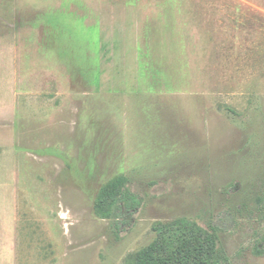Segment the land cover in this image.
I'll use <instances>...</instances> for the list:
<instances>
[{"label":"rangeland","instance_id":"rangeland-1","mask_svg":"<svg viewBox=\"0 0 264 264\" xmlns=\"http://www.w3.org/2000/svg\"><path fill=\"white\" fill-rule=\"evenodd\" d=\"M69 3L36 22L74 75L101 43L91 92L29 77L33 18L0 0V264H132L178 219L264 264V0ZM120 175L142 203L115 224L94 203Z\"/></svg>","mask_w":264,"mask_h":264},{"label":"trees","instance_id":"trees-1","mask_svg":"<svg viewBox=\"0 0 264 264\" xmlns=\"http://www.w3.org/2000/svg\"><path fill=\"white\" fill-rule=\"evenodd\" d=\"M128 184V177L120 175L101 187L94 203L97 217L118 224L139 210L142 200ZM154 230L156 238L134 255L132 264H231L217 234L195 222L178 219L158 223Z\"/></svg>","mask_w":264,"mask_h":264},{"label":"crops","instance_id":"crops-1","mask_svg":"<svg viewBox=\"0 0 264 264\" xmlns=\"http://www.w3.org/2000/svg\"><path fill=\"white\" fill-rule=\"evenodd\" d=\"M32 0H14L15 2V16L20 17H30L33 18V47H30V51L33 54V61L31 60V68L29 77H33V79H40L47 82H54L57 85L58 92H62V89L64 88V83L67 77L66 82H69L72 84V82L77 81L79 83V86L83 87L84 92L86 89H90L88 92H91L96 89V83H101L103 77H102V69H101V63L103 62L102 59V46L101 43L99 44V51L96 55L95 49L93 51L89 52V58L92 59L94 63L96 61L98 62V72L95 73V69H93L92 74L90 73V69L87 70L86 67H79V71L76 75L65 65L58 57H55V55L49 54V37L46 35L47 31L42 24H45L43 22L37 23L36 20L38 17H42L51 10L60 9L64 3L65 0H33V2L36 4V2H44L47 3V5L42 9H33L30 11L29 9H26L22 6V9L18 6V3L22 2H29ZM116 1V0H115ZM85 0H70L68 9H70L71 4L76 3L78 8L81 6L83 9ZM81 4V5H80ZM20 8V9H19ZM23 11L25 14H23ZM19 13V14H18ZM78 17L82 18L85 17L88 19V15H77ZM99 18V17H98ZM100 19V20H99ZM95 21L94 24H98L99 26V36L102 35V21L101 18H99ZM116 30H113V34L115 35ZM97 57V58H96ZM112 61V60H111ZM112 74V71H111ZM94 83V86L90 85V83ZM70 86V85H69Z\"/></svg>","mask_w":264,"mask_h":264}]
</instances>
